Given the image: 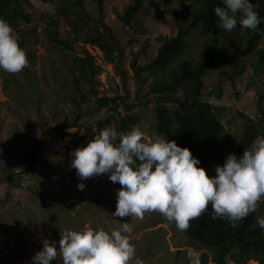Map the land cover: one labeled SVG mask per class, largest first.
I'll list each match as a JSON object with an SVG mask.
<instances>
[{"label": "rangeland", "instance_id": "374dc122", "mask_svg": "<svg viewBox=\"0 0 264 264\" xmlns=\"http://www.w3.org/2000/svg\"><path fill=\"white\" fill-rule=\"evenodd\" d=\"M31 3V9L24 3L19 5L23 12L29 14L30 19L24 17L29 21L20 18L8 23L18 40L26 43L24 52L28 64L18 73L0 70V264H31V257L42 248L45 239L50 243L56 242L58 250L60 234L66 229L82 231L91 228L111 232L122 230V223H127L131 229L122 234L135 248L134 258L129 264H134L135 258L142 259L143 264H199L203 252L210 258L207 264H213L210 261L211 250L196 252L183 231L158 212H145L143 218L113 217L116 192L121 186L110 182L107 174L81 181L71 167V152L85 146L99 132L98 122L111 116L103 110L92 116L86 127L73 136V119L77 114H93L91 106L94 104L87 86L78 94L73 90L69 74L73 58L80 57L82 49L92 56L99 68L93 88L97 97L127 98L143 116V123L136 128L145 133L146 139L150 138L155 129L154 100L151 97L142 101L135 99L133 74L129 67L142 47V39L148 43L149 59L139 60L144 66L155 56L158 48L156 37L161 32L175 33L171 23L168 27L163 23V20L171 21L172 16L165 14L157 0H143L136 18L140 25L139 34L134 35L117 19L128 6L133 5V0H104L106 4H103L102 12L92 0H81L84 10L108 26L118 41L119 56L114 63H106L97 47L77 41L67 23L71 20L69 14L58 11L63 6L77 10L76 0H31ZM251 3L257 11L263 0H252ZM188 7L189 3L184 0H167L170 11ZM217 7L226 8V5L222 1ZM53 19L57 21L56 38L70 43L72 51L50 41L52 36L44 26ZM164 26L166 29H162ZM201 28L200 22L197 29ZM197 32H192L189 43L199 52L200 47L197 46L201 39ZM238 34L243 35L241 32ZM221 35H218V40ZM130 40H133L131 45ZM220 42L221 39L218 45ZM233 44L236 42L227 43L226 50L233 49ZM29 53L31 59H28ZM190 54L194 60L197 59L195 50ZM249 59L252 66L245 63L243 75L235 77L233 84L228 81L218 83L216 77L221 72V64L203 80L205 92L211 89L213 93L222 95L219 101L211 95L202 101L226 109L227 117L220 122L230 141V144L221 143L220 150L210 151L208 176L215 175L214 166L223 164L226 155L232 153L234 138L237 142L243 133L245 123L237 113L254 119L257 99L262 97L264 100V63L256 68L257 57L251 55ZM123 71L126 74V91L121 82ZM143 77L148 78V83L151 81L147 73ZM175 97L180 98L181 93L177 92ZM142 104L147 105L138 108ZM165 105L168 109L173 106L172 103ZM116 114L114 119L121 117L125 114L124 108L120 106ZM56 125L63 128V135L51 131ZM78 183L85 185L83 190H77ZM263 201V198L257 201L255 211L248 215L254 219L253 223L258 217H264V212L258 209ZM50 264H59V257Z\"/></svg>", "mask_w": 264, "mask_h": 264}, {"label": "trees", "instance_id": "16d2710c", "mask_svg": "<svg viewBox=\"0 0 264 264\" xmlns=\"http://www.w3.org/2000/svg\"><path fill=\"white\" fill-rule=\"evenodd\" d=\"M29 0H0V19L7 23L15 21L20 17V4L30 6ZM98 2L99 0H92ZM189 3V7L179 11L167 9V0H157L165 14L171 15L172 20L165 21V26L175 29L174 34L170 31L161 32L155 42L158 44L155 56L142 66L140 58L149 59L147 54L146 40L142 39V47L137 56L130 64V71L135 85V99L153 98L154 100V133L162 134L169 140H173L180 147H187L192 155L199 159V167H202L208 175L207 166L209 164L208 155L210 151L220 150L221 143H228V136L221 125L220 120L227 117L225 108H216L206 102L204 97L214 96L215 100H221V93H213V90L205 92L203 80L221 64V72L217 74L218 83L228 81L233 84L234 78H238L244 73V64L252 66L251 55L256 56L258 63L256 68L264 63V23L258 25L257 30H238L225 32L220 28L219 21L213 9L223 0H184ZM252 0H250L251 3ZM143 0H133V5L128 6L121 16L119 22L132 32L138 35L140 25L136 18L142 8ZM74 6V5H73ZM77 10L63 9L73 20L67 21L74 37L84 45L97 47L104 56L106 63H114L119 56L118 41L112 35L111 29L103 25L100 19H93L89 12L82 8L80 0H76ZM99 4V11L101 10ZM59 11V10H58ZM259 18L264 21V0L263 5L256 11ZM63 13V12H62ZM23 12L21 13V15ZM91 21V25L89 23ZM201 22L202 28L197 29ZM162 29H166V27ZM200 37L198 49L190 47L189 39L193 31ZM237 31V32H236ZM142 32H146L142 30ZM239 32L243 33L238 34ZM52 41L64 46L66 50L72 51L71 44L57 40L55 31L51 32ZM223 34V35H221ZM218 35H221V44L218 45ZM236 36V37H235ZM81 39V41H79ZM134 40V39H133ZM133 40L129 41L131 45ZM205 42V44H203ZM236 42L230 51L226 50L227 43ZM238 44V45H237ZM237 45V46H236ZM18 46L23 50L26 43L18 40ZM195 50L197 59L194 60L190 51ZM117 53V56L114 54ZM28 59L32 58L29 53ZM147 73L150 82L143 74ZM69 74L72 78L73 90L75 93L82 92L84 86L88 87L94 98L91 106L93 114L85 116L77 114L73 119L71 128L75 129L73 136H76L82 128L103 110L111 113L110 117L100 120L97 124L99 131L106 127H116L118 132H127L132 127H138L143 123V116L134 105L127 101V98L115 96L112 98H98L94 88V78L99 74V68L95 66L92 56L82 49L80 57L75 56L72 60ZM76 74V75H75ZM121 82L123 89L126 87V74L121 72ZM141 92H144L142 95ZM181 93L180 98L175 94ZM80 94V93H79ZM238 95V94H237ZM236 95V96H237ZM172 97V98H171ZM259 97V96H258ZM259 97L257 100V113L254 119L237 113L244 121L243 133L236 142L232 144V153L242 154L244 149L251 146V142L257 137H264V100ZM172 103V108L168 109L165 104ZM142 104L138 108L145 107ZM122 106L125 114L119 118H113L116 110ZM90 111V112H91ZM52 132L63 135L64 130L60 125L51 129ZM31 165V164H29ZM28 165V166H29ZM264 199V197H262ZM264 212V201L258 207ZM212 208L208 205L205 212L198 218L189 221V227L183 231L184 235L194 246L196 252L211 250L213 264H226V258L232 264H244L253 261L251 264H264V232L256 223H253L251 216H247L242 221L229 222L227 219H213ZM264 218V217H263ZM207 254L203 252L199 259V264H207Z\"/></svg>", "mask_w": 264, "mask_h": 264}, {"label": "clouds", "instance_id": "9594fccd", "mask_svg": "<svg viewBox=\"0 0 264 264\" xmlns=\"http://www.w3.org/2000/svg\"><path fill=\"white\" fill-rule=\"evenodd\" d=\"M28 2V9H31L32 3ZM93 3L98 9L101 4L102 12L104 0ZM223 4L226 8L215 7L213 11L225 32L236 29L237 25L241 31H255L264 23L250 0H223ZM82 8L84 10L83 4ZM63 9L68 8L63 6L59 11ZM20 11V17L14 22L28 18V13L23 9ZM44 27L51 36L52 31L58 32L55 19L49 20ZM50 41L54 43L52 38ZM27 64L26 54L18 46L13 28L0 19V70L18 73ZM71 157V167L81 181L107 174L110 182L121 186L116 192L113 217L143 218L145 212L154 211L185 231L189 221L204 213L208 205L213 210V219L235 222L255 211L257 201L264 197V137L260 136L239 156L227 154L222 165L214 166L213 176H208L198 166L199 159L187 147L182 148L157 133L146 139L145 133L136 127L127 132L106 127L85 146L74 149ZM76 187L83 190L85 185L78 183ZM256 223L264 232V218L258 217ZM130 230L127 223H122V230L111 232L91 228L66 229L60 234L58 250L56 242L43 240L42 248L31 257V264H50L58 257L59 264H129L135 248L122 232ZM225 263L232 261L226 258ZM134 264H143V261L135 258Z\"/></svg>", "mask_w": 264, "mask_h": 264}, {"label": "built area", "instance_id": "2783aa9c", "mask_svg": "<svg viewBox=\"0 0 264 264\" xmlns=\"http://www.w3.org/2000/svg\"><path fill=\"white\" fill-rule=\"evenodd\" d=\"M227 264H232V263H227Z\"/></svg>", "mask_w": 264, "mask_h": 264}, {"label": "crops", "instance_id": "0c3cea01", "mask_svg": "<svg viewBox=\"0 0 264 264\" xmlns=\"http://www.w3.org/2000/svg\"><path fill=\"white\" fill-rule=\"evenodd\" d=\"M31 1V0H30ZM106 3H104V5H105Z\"/></svg>", "mask_w": 264, "mask_h": 264}]
</instances>
